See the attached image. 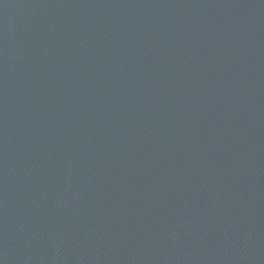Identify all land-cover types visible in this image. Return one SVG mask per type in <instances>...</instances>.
<instances>
[{
    "label": "water",
    "instance_id": "water-1",
    "mask_svg": "<svg viewBox=\"0 0 264 264\" xmlns=\"http://www.w3.org/2000/svg\"><path fill=\"white\" fill-rule=\"evenodd\" d=\"M0 264H264V0H0Z\"/></svg>",
    "mask_w": 264,
    "mask_h": 264
}]
</instances>
